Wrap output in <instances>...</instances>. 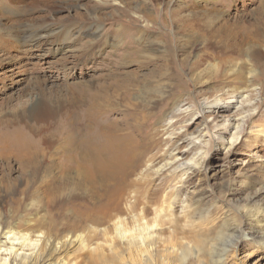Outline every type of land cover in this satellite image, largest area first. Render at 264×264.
I'll list each match as a JSON object with an SVG mask.
<instances>
[{
	"label": "rangeland",
	"instance_id": "374dc122",
	"mask_svg": "<svg viewBox=\"0 0 264 264\" xmlns=\"http://www.w3.org/2000/svg\"><path fill=\"white\" fill-rule=\"evenodd\" d=\"M217 98L219 111L205 108ZM40 105L51 112L42 115ZM95 120L138 144L142 166L131 178L144 186L139 208L149 199L152 209L161 205L168 192L179 236L189 234L187 221L192 235L211 241L226 231L237 244L221 237L224 264H264V0H0L3 231L23 233L46 218L49 189L31 165L87 149ZM234 134L239 139L228 148ZM181 136L202 139L194 156L203 169L178 183L169 168L158 169L172 166L174 155L192 158ZM250 209L261 211L259 225ZM77 214L56 215L60 237L87 235V215ZM75 243L62 252L53 244L35 249L49 252L50 264H90V250ZM195 256L169 264H211L206 252Z\"/></svg>",
	"mask_w": 264,
	"mask_h": 264
},
{
	"label": "bare ground",
	"instance_id": "6f19581e",
	"mask_svg": "<svg viewBox=\"0 0 264 264\" xmlns=\"http://www.w3.org/2000/svg\"><path fill=\"white\" fill-rule=\"evenodd\" d=\"M177 18L186 20L182 15ZM218 64L221 65V63ZM222 104L221 99L217 98L205 101L204 106L208 110L216 112L220 110ZM38 111L45 116L51 112V108L40 105ZM241 120L245 121V116ZM95 121V130L93 133L91 132L93 137L92 135L90 138L87 136V149L81 153L77 151L80 153L79 159L75 156L77 152L74 154L68 152L64 161L47 164L37 162L39 164L31 165V168L39 175L37 181L49 189L44 194L46 203L43 201L46 208L50 209H48L49 214H46V218H40V222L38 221L35 226L31 225V221L26 222L28 226H31L26 227L27 231L23 233H15L13 229L3 231L0 227V264H50V253L45 252V249L39 252L35 248L39 245L45 247L47 244H53L56 252H62L68 243L73 244L74 242H79L78 244L87 246V249L90 250L88 253L90 264H106L107 261H118L121 264H158L157 259L159 258L163 264H169L171 258L186 257L190 251L195 253L196 258L200 256L201 251H204L209 256L211 264H224V255L227 250L226 244L220 240L221 237L227 236L226 238H230L234 245L237 242L228 232L222 230L219 233V239L216 238L213 241L211 238L208 240L202 237V234L199 235L198 232L194 236L192 235L193 226L190 225L193 222L188 223V221L184 226L188 229L191 228L189 234H184L185 231H182V236H179L177 229L172 228V225L178 221V214L173 212L172 201L168 202L169 199L171 200L168 192L161 205H156L152 209L149 199L146 204L144 203V206L139 208L143 201L136 195L137 191L142 194L144 186L141 181L131 178L142 166L138 144L131 136L126 137L124 134L113 132L107 122L103 124L101 121ZM231 123L230 120H226L222 123V127L226 129L231 126ZM241 123L240 121L236 126L238 130ZM236 136L234 134L228 148H232L239 139ZM179 140L185 141L187 146L192 148V158L183 159L181 155H174L172 161L169 162L172 166L164 165L158 171L169 168L170 172H173L174 178L178 179L177 182L182 183L183 180L185 181L184 176L197 171L201 172L203 169V167L200 168V160L197 162V157L194 156L203 150V142L201 138L193 136H181ZM49 186L51 187L49 188ZM132 187H135L133 191L136 192V198L130 202L127 209H124L123 203L127 199V190ZM159 201L160 197H157L154 202L158 203ZM70 205L72 210H70ZM51 209L58 211L52 212ZM138 209H140L139 212H137ZM150 210H155L153 219L149 218ZM71 211L72 214L87 215L83 219L87 220V235L73 239L60 237L61 232H58L56 228H59L61 224L57 222L56 215L68 214L72 216ZM128 211L131 213L130 216L124 214ZM246 212H249V215L257 220L258 225L260 224L262 213L259 209H250ZM181 214L183 217H189L186 207L182 208ZM70 221L72 224L73 221ZM88 223L95 224V226H89ZM43 228L47 230H42ZM229 230L233 233L243 230L241 233L244 237L250 236L242 228L231 227Z\"/></svg>",
	"mask_w": 264,
	"mask_h": 264
}]
</instances>
